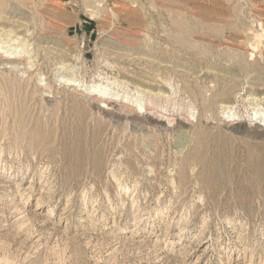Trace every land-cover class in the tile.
I'll list each match as a JSON object with an SVG mask.
<instances>
[{"label":"rangeland","instance_id":"obj_1","mask_svg":"<svg viewBox=\"0 0 264 264\" xmlns=\"http://www.w3.org/2000/svg\"><path fill=\"white\" fill-rule=\"evenodd\" d=\"M0 264H264V0H0Z\"/></svg>","mask_w":264,"mask_h":264},{"label":"bare ground","instance_id":"obj_2","mask_svg":"<svg viewBox=\"0 0 264 264\" xmlns=\"http://www.w3.org/2000/svg\"><path fill=\"white\" fill-rule=\"evenodd\" d=\"M96 90V89H95ZM98 90V89H97ZM99 91V93H97V92H95V93H91V94H89V99L91 100V103L93 104V105H96L97 107H99V108H103V109H105V106H106V104L108 105V104H110L109 102H114L113 100H109V102L108 101H106V98L105 97H107V96H105V92L106 91H102V90H98ZM111 92V91H110ZM84 94V93H83ZM86 95V94H85ZM108 99H109V97H107ZM115 99H117V98H115ZM114 99V100H115ZM106 102V103H105ZM115 102H117V101H115ZM116 104V103H115ZM139 104V103H138ZM127 105V104H126ZM126 105H123V106H126ZM129 107V106H128ZM132 107V106H131ZM98 108V109H99ZM130 108V107H129ZM133 110L135 109L134 107L132 108ZM103 111V110H102ZM131 111V110H130ZM122 112V111H121ZM119 113V112H118ZM125 113V112H124ZM124 113H123V115H124ZM130 113V112H129ZM132 119V118H131ZM129 123V122H128ZM263 124V123H262ZM133 127V126H132ZM147 128V127H146ZM100 129V128H99ZM136 129H137V127H136ZM144 133V132H143ZM145 134V133H144ZM99 135V134H98ZM95 138V137H94ZM117 176V175H116Z\"/></svg>","mask_w":264,"mask_h":264}]
</instances>
